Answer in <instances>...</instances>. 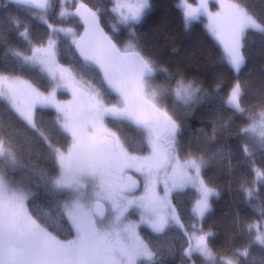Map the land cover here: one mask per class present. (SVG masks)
I'll use <instances>...</instances> for the list:
<instances>
[{
	"label": "snow or ice",
	"instance_id": "obj_1",
	"mask_svg": "<svg viewBox=\"0 0 264 264\" xmlns=\"http://www.w3.org/2000/svg\"><path fill=\"white\" fill-rule=\"evenodd\" d=\"M218 2L219 10L214 13L209 11L208 0H198L195 8L188 0H180L179 7L186 27L202 16L208 18L209 32L223 45L228 64L239 73L245 62L242 38L248 30L264 34V20L250 13L239 0ZM8 5L46 12L51 0H8ZM148 7V0H114L112 11L118 14L121 25L130 28L141 20ZM98 11L81 3L75 13H68L62 0L61 18L79 16L85 26L82 35L71 28H57L43 17L41 22L50 29L46 43L32 44L27 28L20 32L29 49L12 53L15 68L29 72L36 80H46L51 86L47 94L31 80L7 69L0 70V98L47 146L45 159L53 163L55 170L38 169L35 174L51 195L63 197L57 206L71 236L61 239L55 234L56 229L49 230L52 224L48 220L28 210L26 201L30 193L6 175V168L24 165L11 137L6 138L0 132V264H141L142 261L160 264L159 250H153L154 242L140 235V225H147L157 236L171 228L184 229L172 203L174 192L195 190L197 198L191 214L200 221L211 211L209 197L219 196L201 174L207 161L202 155L183 151L178 140L180 125L164 106L169 99L173 111L176 104H190L201 88L183 77L173 80L167 76L166 69L158 68L154 60L139 50L135 32L129 33L128 43L118 46L100 27ZM13 24L17 29L20 27L19 21ZM60 33L72 37L82 67L92 70L89 77L59 63L58 41L53 37ZM158 72L166 74L165 84L151 82ZM58 89L69 90L72 99L67 103L56 101ZM221 90L222 85L217 84L216 91ZM112 93L116 102H106ZM245 95L238 81L222 103L233 115L243 117ZM38 106L55 109L51 124L69 143L58 146L40 130ZM106 118L116 123L119 131L109 128ZM231 120L229 117L227 124ZM247 121V126L236 132L252 141L264 156V104L251 111ZM2 124L0 121V127ZM128 129L140 135L138 143L147 146V155L133 154L138 149L130 143ZM242 149L253 164L255 180L249 185L242 183L240 188L246 200L261 199L253 185L259 182L264 186V167H255V152L248 143L242 144ZM130 172L143 177L140 195H136L140 181ZM161 183L163 195L157 191ZM133 210L140 214L138 221L129 219ZM253 210L259 212L261 220L247 224L246 234L254 239L243 250L218 255L209 244L215 233L193 225L191 234L184 233L188 239L182 259L194 264L193 257L198 256L201 264H237L236 258L248 256L253 244L264 246V199Z\"/></svg>",
	"mask_w": 264,
	"mask_h": 264
},
{
	"label": "trees",
	"instance_id": "obj_2",
	"mask_svg": "<svg viewBox=\"0 0 264 264\" xmlns=\"http://www.w3.org/2000/svg\"><path fill=\"white\" fill-rule=\"evenodd\" d=\"M93 11H98L99 22L105 33L113 38L118 46L128 43L129 33L135 32L139 42V50L146 57L156 62L158 68L167 70V76L173 80L183 77L201 88L190 104H176L173 111L172 100H166L164 106L180 125L178 140L185 153L202 155L207 161V167L202 170V176L210 187H214L219 196H212L211 211L206 213L202 221L194 218L191 207L196 193L186 188L182 193L172 194V203L176 206L184 229L171 228L162 235H153L145 226L139 228L140 235L154 242V249L159 250L160 264H193L192 261L182 259V250L187 247L185 231L192 233L193 225L205 232L211 230L215 235L209 238L210 247L218 255H231L232 252L243 250L250 239L246 234V226L252 222H260L258 211H254L261 199H264V186L257 182L253 186L261 194V199L246 200L240 188L243 183L249 185L255 180L252 171L253 164L243 153L242 144L248 143L255 152V167H264V156L252 141L242 138L236 129L247 126V117L251 111L259 109L264 104V34L248 30L242 38V54L245 62L237 75L234 74L219 45L212 39L204 27V19L185 26L183 14L178 7L179 0H148L149 7L141 20L126 30L112 32L110 24L115 20L111 13L112 0H78ZM250 13L260 20H264V0H239ZM195 4L196 0H188ZM76 6V5H75ZM74 6V7H75ZM73 7V8H74ZM211 9H216L214 3ZM47 13V12H46ZM46 13L20 9L16 5H8L0 0V70L13 71V74L29 79L47 93L51 86L46 80H36L27 71L15 68L13 52H28L29 44L20 32L28 29L29 40L32 44L46 42L48 29L45 23L37 21L34 15ZM34 14V15H33ZM47 16V14L45 15ZM26 18V20L24 19ZM48 22L54 23L46 17ZM13 21H19L17 29ZM58 25L67 26L78 32L81 25L74 17L71 21H62ZM57 59L65 67H73L85 78L92 74L91 69L82 67V61L76 56L72 46L63 38L58 39ZM240 82L246 93L242 106L246 108L243 117L233 115L230 109L224 107L222 101L227 98L231 87ZM153 84H165L166 74L158 72L151 81ZM217 84L222 85L221 91H216ZM67 98V94H61ZM112 94L106 97V102L115 103ZM38 126L49 139L58 146L66 145L69 140L58 134L51 124L56 112L50 108L36 109ZM231 123L227 124L228 118ZM0 121L3 122L0 132L11 137L17 155L23 167L6 168L7 179L19 183L30 193L27 200L28 210L38 217L48 220L56 229L55 234L61 239L71 238L70 229L65 220H61V211L57 201L62 196H53L35 174L38 169L53 172L54 165L45 159L47 146L39 134L26 127L9 109L5 100L0 98ZM227 124V126H225ZM107 125L114 131H119L116 123L107 119ZM215 129V131H214ZM129 141L138 150L137 155L148 154L146 145L140 146V135L128 129ZM214 136V138H212ZM130 151L132 149L130 148ZM183 156V153L181 154ZM137 219L136 216H132ZM43 222V220H41ZM237 264H264V246L253 244L249 248V255L237 257ZM194 264H201L198 256L193 257ZM141 264H148L142 261Z\"/></svg>",
	"mask_w": 264,
	"mask_h": 264
},
{
	"label": "rangeland",
	"instance_id": "obj_3",
	"mask_svg": "<svg viewBox=\"0 0 264 264\" xmlns=\"http://www.w3.org/2000/svg\"><path fill=\"white\" fill-rule=\"evenodd\" d=\"M78 0H63V8H64V10L66 11V12H68V13H73V7L75 6V5H77L78 4ZM211 3H214L215 5H216V9H211V7H210V4ZM190 4V3H189ZM197 4H198V0H196V3L193 5V4H191L192 5V7L193 8H195L196 6H197ZM179 5H180V0H179V3H178V7H179ZM61 7H62V0H51V6L48 8V10H47V16H45L46 14H44V15H34V16H36L37 17V21H39V22H41V19H40V17H43L44 19H46V17H49V18H51V20L52 21H55L54 23H51V22H48V23H50V24H52L53 26H55V27H57V28H64V29H69L70 27H67V26H60V25H58L59 23H61L62 21H71V19L73 18V15H67V16H65V17H63V18H61V16H60V12H61ZM114 7V0H112V7H111V13H112V15H113V18H114V20H115V22L114 23H112V24H110L111 26H110V29H111V31L114 33V32H116V31H120V30H126V29H128L129 27H127V26H125V25H121L120 23H119V21H118V14L117 13H114L113 11H112V8ZM208 8H209V11H211V12H216V11H218L219 10V2H218V0H208ZM179 9L181 10V8L179 7ZM147 10V9H146ZM146 10L144 11V13L146 12ZM181 12H182V10H181ZM144 13H143V15H144ZM183 14V13H182ZM202 18L204 19V27H205V29H206V31L208 32V34L212 37V39L219 45V47H220V49H221V51H222V53H223V55H224V57H225V59H226V53H225V51H224V48H223V45L209 32V30H208V28H207V25H208V23H209V21H208V18L206 17V16H202ZM25 20H26V18H24ZM194 22V21H193ZM135 24H137V23H133L132 24V26L133 25H135ZM46 26H47V24H46ZM131 26V27H132ZM47 29H48V34L50 33V29L47 27ZM72 29V28H71ZM115 29V30H114ZM73 31H75L76 33H78V34H80V32H78L77 30H74V29H72ZM49 36V35H48ZM54 39H57V41H58V39H60V38H63L64 40H66V42H68L69 44H70V46H72V37L69 35V36H65L64 35V33H60L58 36H54L53 37ZM44 43H46V42H44ZM241 51H242V49H241ZM226 62H227V59H226ZM228 63V62H227ZM229 65V64H228ZM230 66V65H229ZM231 67V66H230ZM231 69L233 70V72H234V74L235 75H237L238 73H236L235 72V70L231 67ZM51 90V89H50ZM45 94H47V93H45ZM61 94H67V98H61L60 97V95ZM72 99V94H71V92L69 91V90H67V89H58L57 90V92H56V101H58V102H60V103H67L68 101H70ZM6 103H7V101H6ZM8 104V103H7ZM38 108H41V107H37V109ZM44 108H50V109H53L54 111H55V109L54 108H51V107H44ZM56 112V111H55ZM130 173H132V174H134L136 177H137V179H138V181H140V185H141V190L140 191H138L137 193H136V195H140V194H142L143 193V177H141L138 173H135V172H130ZM9 180V179H8ZM194 190V189H193ZM157 191H158V193L160 194V195H163V193H162V191H161V184H159L158 186H157ZM211 198L212 197H209V203H210V200H211ZM26 204H27V201H26ZM139 212L138 211H136V210H133V214L132 215H130L129 216V219L131 220V221H138L139 220ZM132 216H136V218L137 219H135V218H133ZM198 219V218H197ZM141 226H145V227H147L148 228V226L147 225H143V224H141L140 225V227ZM150 229V228H149ZM138 231H139V229H138Z\"/></svg>",
	"mask_w": 264,
	"mask_h": 264
},
{
	"label": "water",
	"instance_id": "obj_4",
	"mask_svg": "<svg viewBox=\"0 0 264 264\" xmlns=\"http://www.w3.org/2000/svg\"><path fill=\"white\" fill-rule=\"evenodd\" d=\"M7 3H8V0H5ZM81 4V3H80ZM80 4H78V5H76L75 7H74V9H73V13H75V11H76V8L77 7H79V5ZM84 4V3H83ZM86 5V4H85ZM87 7L88 8H90L88 5H87ZM27 9V8H26ZM28 10H31V11H33V12H38V13H46V12H42V11H40V10H33V9H28ZM73 17L76 19V20H78L79 21V23H80V25H81V27H82V29H81V32H80V35H82L83 33H84V24H83V22L80 20V18H79V16H77V15H73ZM99 24H100V22H99ZM100 27H101V25H100ZM102 28V27H101ZM103 29V28H102ZM104 31V30H103ZM105 32V31H104ZM107 34V33H106ZM108 35V34H107ZM72 48H73V51H74V53L76 54V56L82 61V58L80 57V54H79V52H78V50L76 49V46L74 45V44H72ZM112 95L113 96H115L116 97V95H115V93H112ZM130 175V174H129ZM134 179H136L135 177H133ZM138 180V179H137ZM139 189H140V186L137 188V190H136V192H138L139 191Z\"/></svg>",
	"mask_w": 264,
	"mask_h": 264
},
{
	"label": "flooded vegetation",
	"instance_id": "obj_5",
	"mask_svg": "<svg viewBox=\"0 0 264 264\" xmlns=\"http://www.w3.org/2000/svg\"><path fill=\"white\" fill-rule=\"evenodd\" d=\"M107 119L108 118H106V121H105V123L107 124ZM108 126V125H107ZM135 155H137V154H135ZM145 155H147V154H145ZM128 174H130V175H132L133 177H135L136 179H137V177L134 175V174H132V173H128ZM141 190V185H140V189H139V191ZM161 191H162V193H163V183H161ZM137 193V192H136Z\"/></svg>",
	"mask_w": 264,
	"mask_h": 264
}]
</instances>
